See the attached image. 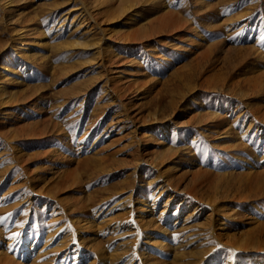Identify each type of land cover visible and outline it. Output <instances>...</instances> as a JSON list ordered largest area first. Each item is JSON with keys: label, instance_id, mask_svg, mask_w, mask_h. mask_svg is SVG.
<instances>
[{"label": "rangeland", "instance_id": "obj_1", "mask_svg": "<svg viewBox=\"0 0 264 264\" xmlns=\"http://www.w3.org/2000/svg\"><path fill=\"white\" fill-rule=\"evenodd\" d=\"M6 1L0 252L264 264V0Z\"/></svg>", "mask_w": 264, "mask_h": 264}, {"label": "bare ground", "instance_id": "obj_2", "mask_svg": "<svg viewBox=\"0 0 264 264\" xmlns=\"http://www.w3.org/2000/svg\"><path fill=\"white\" fill-rule=\"evenodd\" d=\"M11 1H13V0H11ZM2 2H4V1H2ZM112 2L114 3L113 7L111 5L109 6V4L112 3ZM11 3H13V2H11ZM127 3H128V5H126ZM155 3H156V0H135V1H132L131 3L130 2H126L125 4L121 3L119 0H97L96 7H92L93 8V11H92L93 15L90 14V17L92 19H94L95 16L99 17V16L104 15V14H108L111 17H117V15H120V14H123V13L129 11L133 7H136V6H139V5H153ZM102 4H104L105 7L97 8V6H100ZM89 12H90V10H89ZM168 19L169 18L166 17L165 19H163L161 21H158V22H155V23L150 22L147 26H145V27L143 26L142 27V32L139 34V39H141V40L145 39L146 38L145 35H146L147 32H150V31L153 32V31L165 29L168 26V24L170 23V21ZM21 29H23V28H21ZM31 32H36V29H33ZM24 35H25V33H24ZM21 36H23V35H21ZM24 44L25 43H23V45ZM0 90H2V89H0ZM240 94H242V92H240ZM152 160L154 161L155 159H152ZM217 230H219V231L223 230L220 221L218 222ZM0 253H1L0 254V264H19V263H15L9 257H6L5 254H3L2 252H0ZM261 253H264V251H262Z\"/></svg>", "mask_w": 264, "mask_h": 264}]
</instances>
